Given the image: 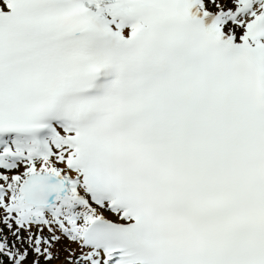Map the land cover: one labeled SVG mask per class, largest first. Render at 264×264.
Here are the masks:
<instances>
[{"label": "snow or ice", "instance_id": "snow-or-ice-1", "mask_svg": "<svg viewBox=\"0 0 264 264\" xmlns=\"http://www.w3.org/2000/svg\"><path fill=\"white\" fill-rule=\"evenodd\" d=\"M0 264H264V0H0Z\"/></svg>", "mask_w": 264, "mask_h": 264}]
</instances>
